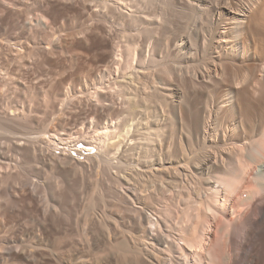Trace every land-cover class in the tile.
I'll list each match as a JSON object with an SVG mask.
<instances>
[{
  "label": "bare ground",
  "instance_id": "bare-ground-1",
  "mask_svg": "<svg viewBox=\"0 0 264 264\" xmlns=\"http://www.w3.org/2000/svg\"><path fill=\"white\" fill-rule=\"evenodd\" d=\"M14 62L97 76L0 106V264H264V0H0Z\"/></svg>",
  "mask_w": 264,
  "mask_h": 264
},
{
  "label": "rangeland",
  "instance_id": "rangeland-1",
  "mask_svg": "<svg viewBox=\"0 0 264 264\" xmlns=\"http://www.w3.org/2000/svg\"><path fill=\"white\" fill-rule=\"evenodd\" d=\"M31 1L32 0H29V4H31ZM76 20H77L76 17H74L72 14H69V15L66 16V21H67L68 24L71 23V25H72L74 23L75 24L78 23L79 20H77V21ZM16 29L18 30L19 28L18 27L15 28V26H14L13 27V31H16ZM19 30H21V29H19ZM19 30H18V32H20ZM57 37L58 36H56V38ZM82 66H77L75 68L69 69L70 66L68 68V67H64L62 65H59V67H58V64H56V66L54 65V66L41 67V68L38 67V66L36 67V66L33 65L31 67L23 69V72L21 70L20 72H22L23 73L22 74V73H19V67H18L17 63L14 62V63H12V65L10 67L11 74H13V76H15V77L18 76V75L20 77V75L22 74L21 78L24 79V81L26 82L25 85L26 86L30 85V86H27V87L23 88V87L19 86L17 83H15L16 81L14 80L12 82V84H11V86L13 88L10 86V90L7 93L8 96L5 95V98H4L5 100L3 99L4 101L0 102V106L4 105V103H6V101H8V102L16 101V102H19V104L23 105L22 103H23L24 100H25L24 101V105L25 106L28 105L27 103L29 102V96H30L29 88L30 89L33 88V89L36 90L35 93L38 96L37 99L41 98V95L43 96V94L46 92L47 88H48L47 89L48 92L49 91H55V93H60L63 90H67V89L78 90V89L82 88L85 85L86 81L88 82L89 80H91V78L93 79V78H95L97 76V74L95 73V71H97V70H95V69L92 70V68L90 66H86V65H82ZM13 84H14V86H13ZM31 85L32 86L35 85L36 87L35 86L32 87ZM1 87L2 86L0 85V88ZM15 87H17L16 88L17 90L15 89ZM37 91L39 93H37ZM7 99H9V100H7ZM36 102L37 101H33V104L35 105ZM43 109L40 110V115L37 114L38 117L36 116V118H37V120L39 122L41 121L40 122L41 124L50 123L54 119L55 115L53 116V114H55L54 112L56 110L54 111V109H56V108L54 107V108H51V109H49V108L48 109H44V110ZM45 110H47V112ZM50 110H51V112H50ZM52 111H54V112H52ZM45 113L47 114V116H46ZM39 116H40V118H39ZM42 117H43V119H42ZM45 120H47V121H45Z\"/></svg>",
  "mask_w": 264,
  "mask_h": 264
}]
</instances>
